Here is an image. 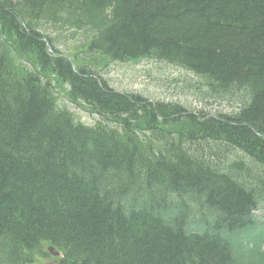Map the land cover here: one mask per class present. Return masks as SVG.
Masks as SVG:
<instances>
[{
  "label": "trees",
  "instance_id": "1",
  "mask_svg": "<svg viewBox=\"0 0 264 264\" xmlns=\"http://www.w3.org/2000/svg\"><path fill=\"white\" fill-rule=\"evenodd\" d=\"M42 18L106 61L154 58L246 100L210 115L116 92L47 45ZM49 245L57 264H264V0H0V264Z\"/></svg>",
  "mask_w": 264,
  "mask_h": 264
},
{
  "label": "rangeland",
  "instance_id": "2",
  "mask_svg": "<svg viewBox=\"0 0 264 264\" xmlns=\"http://www.w3.org/2000/svg\"><path fill=\"white\" fill-rule=\"evenodd\" d=\"M41 26L52 38L54 48L63 55L70 56L72 64L76 67L87 64L116 91L139 94L150 101L176 103L188 111H202L210 115H234L246 100L242 92L216 93L208 88L201 77L154 58L127 62L106 61L98 54L86 52L89 42L87 32L76 30L70 25L62 27L43 23ZM7 48L10 49L9 46ZM21 62L31 69L29 61L24 59ZM48 79L56 107L68 112L75 122L93 126L98 117L69 98L68 85L59 82L54 75H50ZM34 264H56V259L49 256L37 260Z\"/></svg>",
  "mask_w": 264,
  "mask_h": 264
},
{
  "label": "bare ground",
  "instance_id": "3",
  "mask_svg": "<svg viewBox=\"0 0 264 264\" xmlns=\"http://www.w3.org/2000/svg\"><path fill=\"white\" fill-rule=\"evenodd\" d=\"M43 23H51V24H55V25H60V26H62V27H66L67 25L66 24H64L63 22H57V21H50V20H46V18H42V19H40L39 20V23H38V31H39V33H41L44 37H46V38H44V40H45V42H46V44L48 45L49 43H51L52 44V38L45 32V30L42 28V24ZM49 52H51L50 50H49ZM68 56V55H67ZM66 56V57H67ZM69 60H70V64H71V67L75 70V69H78V68H76L75 67V65H74V63L72 64V61H71V59H70V56H68L67 57ZM29 70V72L30 73H33V74H36V75H38V77L41 79V81H42V84H44V85H46V82H48L49 81V79L48 78H44L42 75H40L39 74V69L37 68V69H34V66H31V69L29 68L28 69ZM58 77V76H57ZM61 81V80H60ZM59 81V82H60ZM61 83H64V84H66V85H68L67 83H65V82H62L61 81ZM116 91V90H115ZM116 92H119V91H116ZM119 93H123V94H130V93H125V92H119ZM244 175L245 176H247L248 175V177L250 178H252V176L251 175H256V174H254V172H248V171H245L244 172ZM253 215H255V216H257V217H261L262 216V213H261V210L259 209L258 211L257 210H254L253 212ZM258 214H260V216L258 215Z\"/></svg>",
  "mask_w": 264,
  "mask_h": 264
},
{
  "label": "water",
  "instance_id": "4",
  "mask_svg": "<svg viewBox=\"0 0 264 264\" xmlns=\"http://www.w3.org/2000/svg\"><path fill=\"white\" fill-rule=\"evenodd\" d=\"M47 252L53 256V257H58L60 254L57 252V250L55 248H53L52 246H49L47 248Z\"/></svg>",
  "mask_w": 264,
  "mask_h": 264
}]
</instances>
